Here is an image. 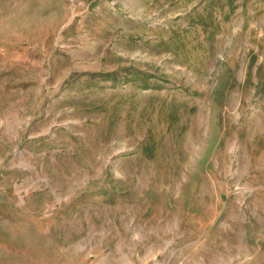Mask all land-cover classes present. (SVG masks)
I'll use <instances>...</instances> for the list:
<instances>
[{"label": "rangeland", "instance_id": "374dc122", "mask_svg": "<svg viewBox=\"0 0 264 264\" xmlns=\"http://www.w3.org/2000/svg\"><path fill=\"white\" fill-rule=\"evenodd\" d=\"M79 241L264 264V0H0V264Z\"/></svg>", "mask_w": 264, "mask_h": 264}, {"label": "crops", "instance_id": "0c3cea01", "mask_svg": "<svg viewBox=\"0 0 264 264\" xmlns=\"http://www.w3.org/2000/svg\"><path fill=\"white\" fill-rule=\"evenodd\" d=\"M65 237L68 238L67 236ZM70 244L71 247H67L66 250L61 248L63 244L61 247L57 246L58 251H60L62 255L60 264H87V262L88 264H113V262H110V259H105L103 257L96 260L95 255L91 252L92 250L88 248L86 242L81 243V241H79L77 244L70 242ZM181 249L182 245H180L178 249L164 248L163 253H160L161 250H155L153 253H150L146 259L139 257L137 254L136 256L138 264H142L143 262H146L143 264H186V254H181ZM177 251H180L179 255ZM88 255H91V257H88ZM124 262L125 264L134 263L131 258L124 259Z\"/></svg>", "mask_w": 264, "mask_h": 264}, {"label": "built area", "instance_id": "2783aa9c", "mask_svg": "<svg viewBox=\"0 0 264 264\" xmlns=\"http://www.w3.org/2000/svg\"><path fill=\"white\" fill-rule=\"evenodd\" d=\"M88 257H91V255H88ZM87 264H88V262H87Z\"/></svg>", "mask_w": 264, "mask_h": 264}]
</instances>
